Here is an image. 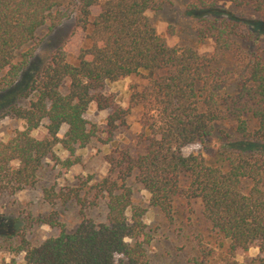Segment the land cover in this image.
<instances>
[{"label": "trees", "instance_id": "obj_1", "mask_svg": "<svg viewBox=\"0 0 264 264\" xmlns=\"http://www.w3.org/2000/svg\"><path fill=\"white\" fill-rule=\"evenodd\" d=\"M167 2L0 0V117L24 125L0 140V196L35 189L60 152L68 154L60 165L67 170L78 164L77 150L105 135L107 145L131 107L145 121L141 153L113 150L107 173L94 182L41 187L54 208L36 221L56 236L32 245L0 216L3 251L23 253L24 264H150L153 241L171 226L182 232L188 264H238L236 253L252 247L258 252L245 264H264V51L253 48L264 34V0H188L198 41L213 43L210 54L168 46L157 34L146 12ZM219 4L248 8L256 19L236 18ZM68 13L84 42L77 55L61 45L31 68L37 32ZM130 77L143 83L127 86L124 108L103 90ZM91 105L108 113L104 128L85 118ZM40 128L43 137H33ZM194 144L203 151L184 155ZM99 205L103 220L88 218ZM69 207L80 216L73 227L58 211Z\"/></svg>", "mask_w": 264, "mask_h": 264}, {"label": "rangeland", "instance_id": "obj_2", "mask_svg": "<svg viewBox=\"0 0 264 264\" xmlns=\"http://www.w3.org/2000/svg\"><path fill=\"white\" fill-rule=\"evenodd\" d=\"M188 0H168V2L159 11H147L146 16L149 18L152 26L166 42L168 46L175 45H191L198 50L200 54H210L213 50V43L210 39H205L199 42L195 34L196 18L187 11ZM224 11H228L236 18L245 19L251 22L256 19V16L248 8L235 9L228 4H219ZM98 9H93V14L97 13ZM74 13H68L60 24L52 30H48L47 26L42 27L36 35V40L33 45L36 47L35 55L31 59L30 67H37L55 48L63 45L64 49L72 56H76L79 48L83 45L82 33L75 31ZM254 49L258 52L264 51V34L258 37ZM127 86L130 84H142L139 77H130L125 79ZM125 80L115 83H109L105 86L104 92L113 94L122 107L126 108L127 103V86L125 88ZM126 119V126L119 129L112 137L111 141L104 145L102 141H106V135L101 137L100 141H94L84 149L76 151L79 158L77 165L69 167L67 170L63 165L68 157L67 153H58V162L48 161L46 171L41 179L40 185L35 189L22 190L13 195L0 196V216L13 222L20 232L24 230L27 240H30L32 245H37L50 236H56L57 230L48 227L47 225L37 223L38 214L53 211V206L42 201L41 187L54 186L60 188L62 186L77 187L80 182L88 181L89 183L103 177L108 171L106 156L113 150L119 148L128 149L133 155H137L143 151L146 133L144 132L145 121L143 120L142 110L137 106L130 108ZM106 111H97L94 105L89 107L85 118L94 124H97L100 129L105 127ZM23 123L20 120H15L7 116L0 117V140L6 141L12 136L16 130L23 129ZM227 125L221 124L218 129H228ZM65 127L60 131L62 135ZM45 131L40 128L32 132L35 138H42ZM219 135H215L218 137ZM214 141L208 142L207 145L213 148ZM203 151L202 146L194 144L182 150L184 155ZM136 198L139 201H145L146 194L139 189L135 190ZM58 211L64 214L66 224L74 226L79 222L80 216L76 207H69ZM104 208L99 207L87 211V217L95 221H101L104 218ZM147 223H151V219H147ZM19 236H14L11 239L12 246L18 247ZM184 237L182 232L176 227L163 228L159 231V236L153 241L149 253L150 264H181L187 263V255L185 251L188 248L184 247ZM6 246L0 242V259L9 260L13 258L16 264H24L23 253L9 254L3 251ZM185 248V249H184ZM258 250L254 247L247 252L238 251L236 260L238 264H245L246 258L256 256Z\"/></svg>", "mask_w": 264, "mask_h": 264}, {"label": "crops", "instance_id": "obj_3", "mask_svg": "<svg viewBox=\"0 0 264 264\" xmlns=\"http://www.w3.org/2000/svg\"><path fill=\"white\" fill-rule=\"evenodd\" d=\"M126 86H127V83H126V80H125V88H126Z\"/></svg>", "mask_w": 264, "mask_h": 264}]
</instances>
